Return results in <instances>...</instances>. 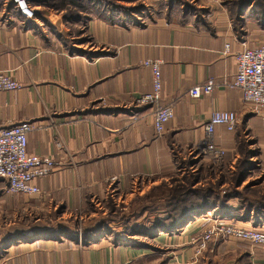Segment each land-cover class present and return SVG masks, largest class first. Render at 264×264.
<instances>
[{"label": "crops", "instance_id": "crops-1", "mask_svg": "<svg viewBox=\"0 0 264 264\" xmlns=\"http://www.w3.org/2000/svg\"><path fill=\"white\" fill-rule=\"evenodd\" d=\"M225 12L160 16L148 24L107 12L84 26L75 23L73 31L62 15L39 19L40 11L31 21L0 6V72L12 73L22 85L0 94V129L30 123L28 153L52 157L57 164L36 182L38 196H11L0 180V264H264L263 247L233 238L217 239L196 253L194 241L215 225L255 228L250 221L214 213L174 233L135 228L153 245L112 234L80 241L73 226L79 218L95 217V200L171 171L174 149L183 153L202 142L204 127L217 111L237 113L239 124L235 132L218 126L214 146L226 151L225 160L233 166L238 147L251 140L259 170L251 171L243 185L256 180L254 174L264 176V115L245 104L234 86L235 55L264 45V26L248 20L241 34ZM226 45L231 52L224 57ZM147 60L162 61L160 105L174 111L158 139L154 110L136 106L153 89L151 71L142 66ZM210 80L215 82L210 96H189ZM147 216L145 210L139 220Z\"/></svg>", "mask_w": 264, "mask_h": 264}, {"label": "rangeland", "instance_id": "rangeland-1", "mask_svg": "<svg viewBox=\"0 0 264 264\" xmlns=\"http://www.w3.org/2000/svg\"><path fill=\"white\" fill-rule=\"evenodd\" d=\"M37 1L38 5L41 6L40 11L43 12L40 14L38 11L40 15H36L37 18L62 15L64 25H70L66 26L73 31L74 21H68L66 18L72 20V17L75 19L78 16L80 17L79 23L82 22L84 26L93 16L106 15L107 12L120 15L122 19H128L130 22L148 24L160 16L174 17L175 19L180 17H186V19L188 17L199 18L206 17L213 12L226 10L225 13L234 19L241 34L246 33L248 20L259 21L264 26V0ZM35 5L37 6L36 1ZM174 150V166L171 171L161 177L139 181L131 187L130 191L114 195L113 198L109 196L104 200H95L93 202L97 212L95 217L88 219V221L79 218L73 222L79 240H92L93 237L112 234L128 242L152 244L149 240H145V237L137 234L135 228L142 229V231L155 230L154 234H156L159 219L166 218L168 215H176V213L173 215L170 212V209L174 207V202H176L172 201L174 192H178L180 196L184 192H188V187L192 188L193 186L194 190H199L202 193L209 192L212 201L216 202L219 208L225 209L221 211V214H224V217L228 214L226 219L249 222L240 220V218L249 217V214L250 217H254L255 214L251 212L250 207H255L264 214V176L254 174L257 179L243 185L251 171L259 170L258 162L252 159L255 157L256 150H254L251 140L238 147L241 154L233 166H231L232 161L227 162L225 159L220 164L215 163L206 152L200 151L198 146L190 147L183 153L178 151L181 149L175 148ZM248 153H254V156L248 158ZM255 203L261 204L259 208L256 207ZM145 210L148 216L142 218L141 221L139 218L143 216ZM218 211L205 213L202 216L210 213L216 215ZM163 214H165L164 217L160 218ZM230 214H233L232 218L229 217ZM179 215L180 213H178ZM195 218L197 217L192 220ZM88 232L93 233L89 236L90 238Z\"/></svg>", "mask_w": 264, "mask_h": 264}, {"label": "built area", "instance_id": "built-area-1", "mask_svg": "<svg viewBox=\"0 0 264 264\" xmlns=\"http://www.w3.org/2000/svg\"><path fill=\"white\" fill-rule=\"evenodd\" d=\"M3 8H12L15 12L33 20L38 14V6L33 0H0ZM230 45H226L222 56L230 55ZM237 74L234 86L241 90L245 104L255 106L257 115H264V45L249 49L244 48L236 53ZM162 61L147 60L142 63L144 68L152 74V92L137 100V107H151L154 110V137L161 138L166 132V125L174 118L173 108L162 107ZM214 80L205 85L196 86L189 91L192 99L198 100L210 96L214 90ZM22 85L12 73L0 72V94L19 91ZM239 124L238 114L235 112L217 111L211 114L204 127L205 139L200 142L198 149L215 162L222 163L226 151L214 146L213 139L216 128L225 126L230 132H235ZM32 125L28 122L0 129V180L4 181L7 193L12 196H38L41 194L36 182L52 174L57 164L52 157L30 155L28 153V136L32 132ZM58 149H63V143L57 142ZM221 238H233L240 242L249 243L255 247L264 248V227L248 230L232 228L223 224L213 226L196 239V253L201 255L208 249L209 244Z\"/></svg>", "mask_w": 264, "mask_h": 264}, {"label": "trees", "instance_id": "trees-1", "mask_svg": "<svg viewBox=\"0 0 264 264\" xmlns=\"http://www.w3.org/2000/svg\"><path fill=\"white\" fill-rule=\"evenodd\" d=\"M80 17H76L72 20H69L66 18L68 21H74V23H77L80 21ZM241 153V152H240ZM248 158H251L254 156V153H248L247 154ZM194 187V186H193ZM190 187L187 188L188 192H184V194H181L179 196L178 192H174L173 200L176 201L173 204V208L170 209V212L175 215L176 217L172 215H168L166 218L159 219L158 222V227L156 230L157 232H166V233H174V232H179L182 230L185 226H187L194 217L202 216L205 213L209 212H214L218 211L216 213V216H223L224 214H221L224 208L221 209L218 207L216 202L212 201L211 194L209 192L202 193L199 190H194ZM176 195V197H175ZM256 207L259 208L261 205L260 203H255ZM251 212H253L255 215L254 217H243L240 218V220L244 221H250L254 224L255 228H262L264 227V214L260 212V210H257L255 207H250ZM229 211V210H228ZM178 213L180 215L178 216ZM230 218L233 217V214H230ZM228 217V214L223 216V219H226Z\"/></svg>", "mask_w": 264, "mask_h": 264}]
</instances>
